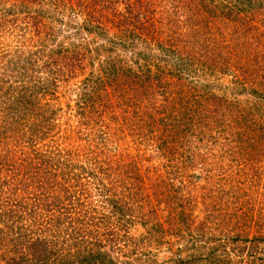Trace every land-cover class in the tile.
<instances>
[{
	"label": "rangeland",
	"instance_id": "obj_1",
	"mask_svg": "<svg viewBox=\"0 0 264 264\" xmlns=\"http://www.w3.org/2000/svg\"><path fill=\"white\" fill-rule=\"evenodd\" d=\"M59 1L0 0V72L47 90L14 113L35 110L50 134L22 130L17 164L3 167L24 186L7 179L0 189V264H59L57 254L34 259V238L69 264H264V228L234 215L251 197L264 216V0L239 14L244 21L201 0H163L166 46L108 24L84 33L91 49L77 47L80 55L73 43L87 37L70 23L84 15ZM62 43L77 56L74 72ZM60 166L73 195L52 183Z\"/></svg>",
	"mask_w": 264,
	"mask_h": 264
},
{
	"label": "trees",
	"instance_id": "obj_2",
	"mask_svg": "<svg viewBox=\"0 0 264 264\" xmlns=\"http://www.w3.org/2000/svg\"><path fill=\"white\" fill-rule=\"evenodd\" d=\"M162 1L163 0H62V1H59V3L62 2L68 7H71V9L74 12V15L75 14L84 15V18L81 21L70 23V25L72 26L74 30V34H80L81 37L83 36L87 37V35H84V33L92 32L94 30H98L100 32L105 33L106 27L108 26V24H116L123 32L124 31L127 32V30L122 27V23H126L125 26H130L131 24L134 26L133 27L134 29L135 28L139 29V33L136 35L143 37L144 35L148 34L150 35L149 38H152V40H154L157 44H163L166 46L169 42H171V40H170L169 35L164 36L162 33L163 32V28H162L163 27V19H162L163 10H160V7L164 8V5L160 4ZM190 1H195V0H190ZM258 1H262V0H258ZM201 2L204 4L206 8L208 9L211 8V11L216 16L218 17L232 16L231 18L235 21L248 20L246 18L239 17V14L242 11L248 12V13L253 12L255 3H258L256 0H234L232 1L233 3L231 2L226 3L224 0H201ZM118 4H121L124 7L118 8L117 7ZM113 5H114V8H113ZM77 6H83V7H80V9H78ZM39 11H42V10H39ZM40 20L43 21L44 19L40 18ZM35 24L36 25L38 24V19H35ZM2 26L0 24V43H1V40H3V42L6 43V36L1 35L2 33L5 32L4 30L6 29V25H4L3 23ZM95 26H98L99 29H95ZM25 39L27 40V38ZM89 45H90L89 36L87 38H83V40L81 41L77 39V42L73 43V50L77 54L80 55V51H77V47L86 48V49L88 47V50H90L91 48L89 49ZM2 46L4 48L8 46V44L6 43V44H3ZM71 47L72 46H66L65 43H62L59 45V49L57 50L58 53H63L64 55L63 61L66 65V69L65 68L64 69L67 72L68 71L74 72L76 69V62H77L76 57L77 56L73 52ZM3 48H0V56H2V53L4 51ZM237 50H239V48H237ZM69 51H72L73 54L70 55ZM47 62H45L44 66L45 68H50V69H54L53 64L55 65L59 64V60H55V59H50ZM62 65L63 64H61V67H63ZM1 69H3V67ZM71 72L69 73L71 74ZM16 73L18 72H15L13 74H16ZM23 76L24 74L20 73V75H12V77L10 76L6 77L3 75L2 72H0V99L2 103L0 105V108L8 112L5 116H3L2 114L0 115V119L3 118V120L0 121V189L1 191H4L5 187H6L5 190H7V186H9L7 184V179H12L13 181H16L18 183L17 185H15L16 188L19 185L24 186V178H23L24 175L19 178L18 175H20V173L9 170L11 168H6V172H2L4 166L12 167L13 164H17V162L13 160L15 159V156H16L15 148L22 146V143L25 142L24 136L27 133V132H22V130L29 129L30 130L29 132L30 133L32 132V135L34 136H36L37 133H40V136L38 137V139L40 140H43L45 139V136L50 135L45 130V126L43 122L44 120L38 119L37 114H36L37 112H35V110H33L34 112L32 113L31 112L32 110L26 107L22 111H19V107H17V113H14L16 102L21 101V104H24V103L33 104L35 103V99L36 101L41 99L43 97V94L47 92L46 88H44L42 84H39V85L31 84L32 86H29V81L27 80L28 79L30 80L31 77H29L26 80V77H23ZM51 82H55V79L52 80ZM40 89H42L45 92L41 91ZM48 91L50 94L55 93L53 89L52 91H50L49 87H48ZM206 117L212 118V116L210 115H205V118ZM31 118L34 121L32 123L30 122ZM251 121L252 119L246 120V122H248L249 125ZM214 122H217V120H215ZM49 127H51V125H49ZM41 129L43 130L41 131ZM48 131H50V129H48ZM30 137L32 138L31 141H30ZM30 137L28 138V140H26L28 142V145L29 146L32 145L33 149H37L36 145H37V142H39L40 140L38 141L35 140L34 137H32L31 135ZM22 138H24V140ZM30 142H31V145H30ZM3 150L4 151L6 150L5 153L8 155V158L4 161L2 160V155H1L3 154ZM127 168L129 167L126 166L125 168H122V169H127ZM8 170L9 172H7ZM61 171H62L61 166L56 167V168L54 167L51 169V175L53 177L52 183L53 185L54 184L61 185L66 195H73V193L67 191V188L70 187V184H69L70 177L66 173H64L65 182H61V180H59ZM23 172H24V169H23ZM46 174L48 175V173ZM15 176H17L18 180L15 178ZM66 181H69V182H66ZM135 188L138 192L142 191V188L139 182L135 184ZM37 198L38 197L34 198V203L36 202L40 203L39 201L36 200ZM230 200H231V204L233 203L243 204V201H244L243 197L238 196V195H233V200L232 199ZM239 210H240V213H235L234 215L240 219L241 217L245 218L246 223L245 222L244 223L246 226L248 227L250 226L251 228L257 227L258 229L264 228V216L259 215L261 211L254 212L255 199L248 197L247 202ZM11 214L13 215V217L18 218L17 212H14V213L11 212ZM255 214L257 216H255ZM234 239H238V238H234ZM29 247H30L31 254L33 255L34 259H36L38 262H46V261L49 262L53 259V254H57L58 259H59V264H69V262L67 261L65 262L63 258L61 257L63 256L62 254L63 251L62 252L60 251L59 253L52 252V250L47 251L48 246H47L46 240L44 239L34 238L33 240L30 241Z\"/></svg>",
	"mask_w": 264,
	"mask_h": 264
}]
</instances>
